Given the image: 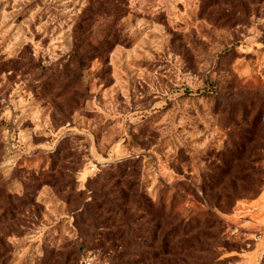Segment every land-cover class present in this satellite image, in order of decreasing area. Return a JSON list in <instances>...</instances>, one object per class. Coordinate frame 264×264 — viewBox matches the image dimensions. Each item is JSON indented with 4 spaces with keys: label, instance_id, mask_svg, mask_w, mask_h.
<instances>
[{
    "label": "rangeland",
    "instance_id": "1",
    "mask_svg": "<svg viewBox=\"0 0 264 264\" xmlns=\"http://www.w3.org/2000/svg\"><path fill=\"white\" fill-rule=\"evenodd\" d=\"M259 148L264 0H0V264H264Z\"/></svg>",
    "mask_w": 264,
    "mask_h": 264
},
{
    "label": "trees",
    "instance_id": "2",
    "mask_svg": "<svg viewBox=\"0 0 264 264\" xmlns=\"http://www.w3.org/2000/svg\"><path fill=\"white\" fill-rule=\"evenodd\" d=\"M90 21H92V17H86L83 21H82V25L79 27V32H81V31H83L84 30V24L86 23V24H88V23H90ZM259 151V153H261V152H264V148H259L258 150H257V152ZM249 156L251 157H253L254 155H256L257 153H255L256 152V149H249ZM260 161H258V160H256L255 161V159H253V160H251V161H249V163L247 164L249 167H254V166H256L258 163H259ZM262 173V172H261ZM127 176V175H126ZM125 176V177H126ZM261 185H262V182L260 183ZM129 185V183L125 186V188H124V190H128L130 187V185ZM123 196H125V198H126V196H127V194L125 193H123ZM210 224H211V221H209L208 223H207V226H206V228H205V230H204V232H206L207 233V231H210L214 226H210ZM116 236H117V240L118 241H120V245H119V247L122 249V252H125L126 251V248L128 247V245L130 244L129 243V241H128V243H125L124 241H123V239L125 238V237H128V235L125 233V232H116ZM202 236H203V241L205 240H210L209 238H211L212 237V235H208V234H206L205 235V233H203L202 234ZM211 239H214V238H211ZM201 242V241H200ZM172 244V242L171 241H167L166 242V244H165V256H166V259L165 260H163L162 262H160V263H158V264H180L179 263V261H177L176 260V258L178 257L177 256V253H178V251H179V248H180V245L179 244H176V245H171ZM189 250L190 251H194V249L196 248V246L195 245H191V246H189ZM177 256V257H176ZM127 257V256H126ZM156 258L157 257H153V260H156ZM182 263V262H181ZM125 264H131L130 263V261L128 262L127 261V263H125ZM195 264V263H194Z\"/></svg>",
    "mask_w": 264,
    "mask_h": 264
}]
</instances>
